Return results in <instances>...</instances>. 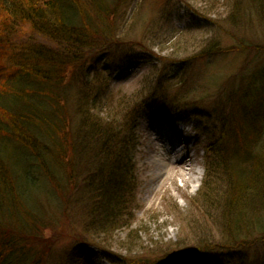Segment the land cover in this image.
Returning a JSON list of instances; mask_svg holds the SVG:
<instances>
[{"label":"trees","instance_id":"1","mask_svg":"<svg viewBox=\"0 0 264 264\" xmlns=\"http://www.w3.org/2000/svg\"><path fill=\"white\" fill-rule=\"evenodd\" d=\"M122 3L123 0H0V60L5 62L0 63V264H47L54 240L44 236L45 231H52L57 239L72 240L75 256L65 254L61 264L74 261L82 245L96 246L104 256L108 255L104 250L105 233L120 225L132 208L136 121L142 114L166 118L195 115L189 109L191 104L173 106V99L159 89L149 91L122 117L101 108L105 94L101 90L103 76H99L105 74L109 80L117 68L134 59L149 58L142 55L147 50L143 44L128 46L119 39L116 25ZM153 43L149 47L157 45ZM225 51L209 42L195 55L206 57ZM179 60L183 59L169 62ZM169 62L160 66L162 71ZM85 67L92 69V78L83 72ZM260 73L263 75L264 70ZM258 79L250 77L244 82V95L227 114L229 132L242 150L241 153L235 148L231 156L239 153L245 157L251 152L247 169L251 172L240 170L241 174L230 179L231 185L237 183L231 188L233 202L241 207L248 204L251 210V243L264 240V148L255 152L253 144L257 136L264 140V125L257 121L264 110V83L256 84ZM254 102L257 106L253 108ZM229 103L233 106V100ZM256 121L259 127L253 126ZM3 140L15 143L21 153L19 158H10V152L2 147ZM207 147L208 153L215 151V143ZM18 160L22 161L21 169ZM237 166L235 170L240 168ZM33 169L60 198V218L45 213L31 195L40 188L29 178ZM79 205H83L85 217L73 219L68 212ZM240 212L241 209L230 228L234 237L228 244L234 264H247L241 250L246 242L241 225L245 219ZM198 248L190 256L180 252L178 259H192V264H217V254L207 255L208 249ZM260 261L251 259V264H264V259ZM130 264L150 262L142 256L133 258Z\"/></svg>","mask_w":264,"mask_h":264},{"label":"rangeland","instance_id":"2","mask_svg":"<svg viewBox=\"0 0 264 264\" xmlns=\"http://www.w3.org/2000/svg\"><path fill=\"white\" fill-rule=\"evenodd\" d=\"M120 7L116 25L120 30L119 39L128 46L143 44L147 50L142 55L149 58L133 61L130 68L120 76L114 73L111 80H107L105 74L99 76H103L100 81L105 94L101 108L122 117L133 104L156 89L173 99V106L187 104L189 107L191 104L189 109L195 115L187 119L178 116L174 121L177 122L175 128H182L183 134L171 133L165 142L168 146L173 138L178 140L180 152L175 157L188 156L184 167L189 166L190 174L185 179L183 171L173 165L169 177L158 183L157 169L150 158L152 154H160L163 138L156 136L150 125L157 124L162 130L163 120L139 118L132 149L135 187L129 216L125 214L120 225L105 233L107 246L104 250L108 258L103 257L97 247L83 245L70 264H130L133 258L142 256L150 264H180V252L190 256L198 247L208 249L207 255L217 254V264H234L228 242L234 237L230 228L234 227L235 215L240 209L241 218L245 219L241 225L243 242H246L241 250L247 257V264H251V259L262 262L264 240L259 238L258 242L251 243V210L248 204L241 207L233 202L231 188L237 183L230 184L236 173L241 174L240 170L251 172L247 170L251 152L245 157L239 153L234 158L231 156L235 148L241 153L242 150L236 146L235 135L229 132L227 114L244 95L243 85L248 78L255 81L259 77L256 84L264 83V73H260L264 70V0H123ZM152 36L154 40L149 39ZM209 42L225 49V53L196 57L195 53ZM151 43L157 45L149 47ZM168 59L185 61L179 60L172 65ZM164 61L169 64L162 71L160 66ZM0 63L5 62L2 59ZM83 72L92 78V69L89 71L85 67ZM232 100L233 106L229 103ZM256 106L254 102L253 108ZM260 116L261 120L257 121L264 125V110L260 111ZM257 121L254 127H259ZM154 137H158L157 140H152ZM261 139L259 136L253 139L255 152L264 148ZM212 142L215 151L208 153L207 145ZM14 145L12 140H3L2 147L10 152V158H19L21 153ZM92 155L93 146L90 157ZM18 164L21 169L22 161L18 160ZM237 165L240 168L235 170ZM259 169L260 165L256 173ZM196 171L200 172L199 182L192 180ZM29 178L40 184L31 195L45 213L60 218L62 211L59 212L57 200L60 198L55 190L34 169ZM245 180L250 183L249 179ZM82 206L74 207L68 214L81 220L85 217ZM43 234L54 240L47 264H61L67 253L75 256L76 252L71 250L72 240L57 239L52 231Z\"/></svg>","mask_w":264,"mask_h":264},{"label":"bare ground","instance_id":"3","mask_svg":"<svg viewBox=\"0 0 264 264\" xmlns=\"http://www.w3.org/2000/svg\"><path fill=\"white\" fill-rule=\"evenodd\" d=\"M150 128L156 136L163 138L161 139L162 150H160V154L159 155L152 154L150 158V163H152V165L157 169L156 173H157L158 183L159 182L163 183L166 180V178L169 177V169L173 165L177 166L180 172L183 171L181 174L185 179L189 178V177L186 178V176L190 174L189 173L190 168L189 166H187L186 168L184 167V165L186 166V163L188 161L187 160L188 156L184 154L181 155L179 158L175 157V155L180 152V149H178L177 140L173 138L172 140H170L167 146L165 142L168 140V133L166 131H161L159 129L160 128L159 125L157 124L155 125L151 124ZM157 138L158 137H154L152 140H157ZM199 179H200V172L196 171V174L192 177V180L193 182H199Z\"/></svg>","mask_w":264,"mask_h":264}]
</instances>
